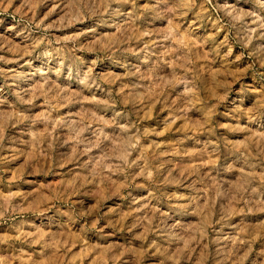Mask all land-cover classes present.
Returning <instances> with one entry per match:
<instances>
[{
    "label": "rangeland",
    "instance_id": "1",
    "mask_svg": "<svg viewBox=\"0 0 264 264\" xmlns=\"http://www.w3.org/2000/svg\"><path fill=\"white\" fill-rule=\"evenodd\" d=\"M0 264H264V0H0Z\"/></svg>",
    "mask_w": 264,
    "mask_h": 264
}]
</instances>
